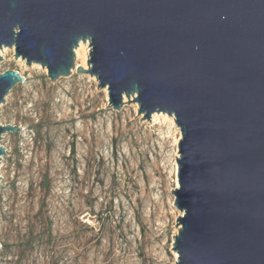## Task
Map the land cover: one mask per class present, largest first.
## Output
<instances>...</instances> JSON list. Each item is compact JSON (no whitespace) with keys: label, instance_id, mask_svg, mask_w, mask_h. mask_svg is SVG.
<instances>
[{"label":"water","instance_id":"water-1","mask_svg":"<svg viewBox=\"0 0 264 264\" xmlns=\"http://www.w3.org/2000/svg\"><path fill=\"white\" fill-rule=\"evenodd\" d=\"M4 47L53 82L95 76L115 110L174 117L175 264H264V0H0ZM25 82L0 72V105ZM22 130L0 122V141Z\"/></svg>","mask_w":264,"mask_h":264},{"label":"rangeland","instance_id":"rangeland-1","mask_svg":"<svg viewBox=\"0 0 264 264\" xmlns=\"http://www.w3.org/2000/svg\"><path fill=\"white\" fill-rule=\"evenodd\" d=\"M20 59L6 47L0 61L26 77L0 105V122L23 128L0 141V264H175L174 117L115 110L95 76L53 82Z\"/></svg>","mask_w":264,"mask_h":264},{"label":"bare ground","instance_id":"bare-ground-1","mask_svg":"<svg viewBox=\"0 0 264 264\" xmlns=\"http://www.w3.org/2000/svg\"><path fill=\"white\" fill-rule=\"evenodd\" d=\"M90 43L88 41L86 42H80L79 46L76 48L75 52L77 54V56H81L82 57V66L84 68H88L89 67V64H88V58L90 57V50H91V47L89 45ZM6 52V47H4L2 50H1V55L2 57L4 56V53ZM22 61H25L24 59H20ZM126 100V98H125ZM165 114V113H163ZM158 115H161V113H154L151 117V120L152 121H155L158 117Z\"/></svg>","mask_w":264,"mask_h":264}]
</instances>
